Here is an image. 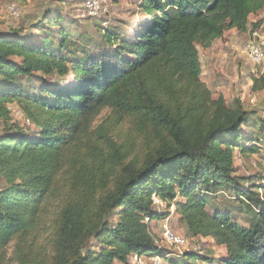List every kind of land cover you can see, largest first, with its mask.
Masks as SVG:
<instances>
[{
  "label": "trees",
  "instance_id": "trees-1",
  "mask_svg": "<svg viewBox=\"0 0 264 264\" xmlns=\"http://www.w3.org/2000/svg\"><path fill=\"white\" fill-rule=\"evenodd\" d=\"M140 1L146 18L132 36L105 32L108 47L80 57L64 53L66 37L54 47L44 30L41 40L0 33V264H9L12 244L18 264L44 263L32 241L54 202L53 264H130L134 254L167 264H264V198L251 178L245 184L235 174L236 149L257 153L263 141L242 143L254 114L222 93L213 97L197 48L233 28L246 32L264 0ZM50 19L56 26L61 16ZM253 89H264V79ZM14 103L36 131L10 123ZM105 109L108 120L93 129ZM123 119L141 157L130 158L134 147L111 133L112 121ZM221 190L251 213L243 218L249 225L208 210ZM154 194L189 234L215 239L227 256H163L146 218L169 212L157 209Z\"/></svg>",
  "mask_w": 264,
  "mask_h": 264
},
{
  "label": "rangeland",
  "instance_id": "rangeland-1",
  "mask_svg": "<svg viewBox=\"0 0 264 264\" xmlns=\"http://www.w3.org/2000/svg\"><path fill=\"white\" fill-rule=\"evenodd\" d=\"M89 1L0 0V33H32L34 37L38 36L37 39L41 40L46 35L41 33L44 30L51 36L54 47L59 46V41L66 37L69 44L64 53H73L80 57L86 51L98 52V48L104 43V47H108L104 37L105 32L114 30L119 33V36L130 37L135 29L140 28V23L146 18L140 0H95L97 4L94 6H90ZM14 8L18 9L17 14L13 13ZM57 15L61 16V20L54 26L53 19L50 18ZM39 24L42 25L39 26ZM62 29L66 32L65 36L60 33ZM247 43L261 46L264 50V7L250 15L249 27L246 32L233 28L227 30L223 37L217 39L211 46L204 47L197 44V48L202 63L201 79L211 89L213 97L218 98L222 93L230 106H234L240 101L245 109L254 114L255 120L250 122V126L245 125L243 128L246 141H241L245 146H248L258 143L259 138L263 144L257 153H242L236 149L235 174L243 179L245 184H248V179L251 178L254 184L260 187L258 191L264 198V130L260 131L261 124L264 125V89H253L255 78L259 84L264 79V59L261 63L253 62L248 54L249 51L244 49ZM99 51L101 52V50ZM9 106L11 108L10 123H17L27 132L36 131L35 126L27 120L22 106L17 103ZM110 113V110L105 109L95 120L93 129L108 120ZM5 124L0 121V135L6 129ZM112 124L113 137L118 142H125L126 145L134 147L135 153L130 158L135 155L141 157L142 153L137 152L139 138L131 130L129 121L123 119L112 121ZM260 132H262V136H259ZM2 184L3 182L0 180V188ZM240 205L232 191L221 190L209 199L207 208L213 214L218 210L224 213L229 212L233 220L249 225V222L243 218L251 217V213H245ZM157 209L169 213L165 219L146 222L150 223L151 233L155 238V243L162 248L163 256H169L168 259L181 258L188 250L218 260L227 256L226 248L217 244L215 239L189 234L187 226L174 208L168 211L166 203L163 202L157 206ZM57 211H59V206L57 202H54L46 216L48 224L43 229L37 230V238L32 241L33 246L44 254L43 264H53L54 262L52 244L49 243L52 229L49 228ZM166 229L173 236L184 238L186 245H179L175 240L170 239L171 237L165 234ZM8 257L10 258L9 264H18L15 261L14 244L8 250ZM142 258V264H156L155 257L143 256ZM129 262H131V257ZM116 264L122 263L117 262ZM162 264L167 263L163 260Z\"/></svg>",
  "mask_w": 264,
  "mask_h": 264
},
{
  "label": "built area",
  "instance_id": "built-area-1",
  "mask_svg": "<svg viewBox=\"0 0 264 264\" xmlns=\"http://www.w3.org/2000/svg\"><path fill=\"white\" fill-rule=\"evenodd\" d=\"M96 4H97V2L95 0H93V1L90 0L89 1V5L90 6H94ZM13 13L17 14L18 13V9L14 8ZM244 49H245V51H249L248 54L251 57L253 62L261 63L263 61V59H264V50L261 48V46H258V45L252 44V43H247V44H245ZM153 199H154L155 204L157 206L160 205L161 203H163V201L155 194L153 196ZM146 221H150V218L147 217ZM165 234L168 237H171L170 239L175 240V242L177 244L182 245V246L186 245V242H185L184 238L173 236V234H171L168 229H166ZM142 257L143 256H140L138 254H134V255L131 256V262L130 263L131 264H142V261H143ZM154 257H155L154 259L156 260V264H162L163 263V260H162V258L160 256L157 255V257L156 256H154Z\"/></svg>",
  "mask_w": 264,
  "mask_h": 264
}]
</instances>
